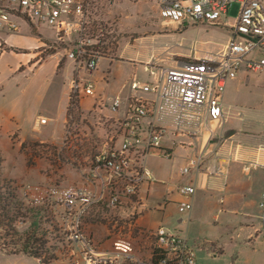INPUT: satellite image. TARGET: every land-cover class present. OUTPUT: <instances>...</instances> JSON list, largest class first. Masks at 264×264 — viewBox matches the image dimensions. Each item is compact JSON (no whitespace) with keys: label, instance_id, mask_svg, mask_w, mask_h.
I'll return each instance as SVG.
<instances>
[{"label":"rangeland","instance_id":"374dc122","mask_svg":"<svg viewBox=\"0 0 264 264\" xmlns=\"http://www.w3.org/2000/svg\"><path fill=\"white\" fill-rule=\"evenodd\" d=\"M107 1L109 21L101 22L105 35L104 56L95 70L89 72L82 68L78 73L84 81L95 84L96 97L85 102L83 99L84 105L80 101L83 94L79 93L72 97L69 106L70 80L76 77L77 70L71 60L64 57L66 46L54 51L52 45L55 36L50 26L43 23L30 25L19 19L17 32L0 29V47L6 51L0 58V78H4L0 82V185L3 181L11 182L16 187L17 195L26 203L30 200L39 203L45 198L54 202L51 210L45 214L53 215L62 233V242L60 249L56 248L54 252L57 258L46 260L44 264H76V260L77 264H86L83 246L70 241L64 233L61 221L64 205L60 198L77 187H93L89 175L93 157L114 133L113 120L120 118L129 105L130 94L127 93L128 86H125L121 91L120 113L113 115L110 112L109 98L114 93L107 88L102 74L127 81L134 72L130 61L136 60L141 62L138 63L139 78L147 80L148 73L143 70L142 62L150 60L152 56L173 54L180 59L184 57L180 53L192 54L194 49L199 57L214 53L229 41V28L238 7V3H234L228 14L221 17V24L198 22L186 24L177 30L170 24L162 23L164 18L159 14L157 3L154 8L152 3L144 2L138 10L129 9L127 19L120 20L117 7L120 0ZM261 1L264 5V0ZM141 36L147 37L131 41ZM53 51L57 54H52ZM257 55L258 52L255 57ZM28 59L32 63H28ZM57 60L62 61L61 66L56 64ZM18 64L22 65V69L9 71V67L15 68ZM99 96H102L99 103H95L92 109L85 108L91 106ZM97 106L102 110L97 112ZM38 115L48 121L36 131L31 127H36ZM169 126L170 131L173 125ZM29 136L35 137L32 139ZM40 138L58 141L40 143ZM182 139L177 137L178 141ZM164 152L165 149L152 150L146 157V168L152 181H145L141 186L142 199L138 195L124 197L114 207L104 202L99 207L98 216L94 214L96 208L89 213L95 205L90 207L82 221L84 234L98 252H114V243L121 240L132 246V257L111 256L113 264L149 261L154 239L151 236L146 242L145 237L149 234L142 228L158 226L177 234L187 233L188 245L204 264L232 263L234 257L230 250V233L221 226L219 219L215 220L212 215L201 219L198 204L191 212L178 210L180 198L176 189L184 186L185 178L180 175L184 165L175 153L168 159L164 157ZM143 203L151 209L147 213L137 208L138 204ZM162 203L167 205L164 212L163 206H159ZM17 226L24 228L27 222L20 219ZM54 236L56 232L51 230L48 239L52 241ZM54 244L55 241L49 243L50 250H53ZM244 259L249 258L245 256ZM0 264H39V261L25 254L9 253L0 245Z\"/></svg>","mask_w":264,"mask_h":264},{"label":"built area","instance_id":"2783aa9c","mask_svg":"<svg viewBox=\"0 0 264 264\" xmlns=\"http://www.w3.org/2000/svg\"><path fill=\"white\" fill-rule=\"evenodd\" d=\"M89 0H0V29L10 32L19 30L18 20L29 24L43 23L53 29L55 42L66 46L64 57L71 60L77 70L75 78L70 80L69 106L72 97L79 93L94 96L95 84L84 81L79 69L91 72L98 67L103 58L104 33L93 34L88 20ZM159 14L177 26L208 22L221 24L220 19L228 14L234 3L238 7L234 22L230 26L231 36L223 48L205 59L179 60L170 57L152 56L142 63L148 79H140L134 73L129 81V105L123 115L113 120L114 133L104 141L95 153L90 167L92 188H75L60 198L64 205L61 221L64 233L70 241L83 246L86 264L104 262L113 264L115 258L132 257L133 248L125 241L114 243V252L96 251L90 239L82 230V221L89 208L105 202L116 206L124 197L139 196L145 181L152 180L146 168V157L150 151L161 149L166 134L165 127L156 122L157 104L170 98L180 118H186L190 103L200 104L199 115L210 120H220L223 116L222 98L228 80L237 75L244 61L249 71L264 68V5L261 0H155ZM259 53L255 57L248 55ZM175 85V91L169 87ZM151 95L154 98L146 97ZM81 98V97H80ZM101 101V97L97 98ZM109 108L119 111L122 98L115 95L110 98ZM41 124L45 117H39ZM177 135L196 139L198 131L182 129L178 123ZM175 133V136H177ZM172 141L176 140V137ZM170 157V151L163 154ZM202 157L199 156L190 165L199 170ZM190 167H185L186 173ZM206 169L215 171L211 165ZM182 199L178 203L179 211H190L195 193V185L180 187ZM260 207H264V194ZM153 248L150 260L139 264H202L188 245L186 234H177L162 226L153 232ZM156 262H154V257ZM78 260H76V264Z\"/></svg>","mask_w":264,"mask_h":264},{"label":"crops","instance_id":"0c3cea01","mask_svg":"<svg viewBox=\"0 0 264 264\" xmlns=\"http://www.w3.org/2000/svg\"><path fill=\"white\" fill-rule=\"evenodd\" d=\"M144 2L152 3L154 8L156 7L155 0H120L117 5V7L119 6L120 20L127 19V11L132 8L138 10ZM162 23L170 24V26H174L177 30L186 25L177 26L166 19ZM141 33L145 34L146 32ZM145 37L147 36L136 37L131 41H140ZM60 47L63 49L62 44H56L53 49L55 51V49H61ZM54 51L52 54H57ZM196 53V49L193 50L192 54L182 52L179 55L184 57H181L179 60L205 59L214 54L211 53L207 56L199 57ZM5 54L6 51L0 47V58ZM254 55L255 53H252L250 56ZM165 57L176 59V56L173 54ZM27 62L32 63L29 59ZM61 62L57 60L56 64L61 66ZM130 63L131 69L133 68L134 72L131 73L127 81H119L114 75L108 76L107 74H102V80H106L107 88L109 91H112L111 93H114L111 97L115 95L121 97V91H124L125 86H128L127 93H131L129 81L134 73L137 74L138 63L140 64L141 62L132 60ZM17 68L22 69V65L18 64L15 68L9 67V71L12 72ZM35 70L36 66L34 67V73ZM137 76L141 77L139 74ZM3 79V77L0 78V82ZM175 88L176 86L172 85L169 87V91H175ZM91 97H96V93H94V96L83 95L80 101L84 105L83 102L85 100L88 101ZM99 97L102 98V96ZM147 97L154 98L151 95H147ZM97 98L94 99L95 101L91 106H85V108L92 109L95 103L100 102ZM104 102L107 103L106 100ZM222 106L223 116L220 120H210L204 118L203 115L200 116L199 103H190L186 111L187 117L180 118L174 102L170 98L159 101L157 104L156 122L165 127L167 131L162 139L160 148L170 151V157H166L168 159L172 158V154L174 155L175 153L176 157H179L182 161L184 165L183 169L190 167L186 173H183L182 169L180 175L185 178L184 185H195L191 210H194L195 205L198 204L202 213L200 214L201 219L202 217H210L212 215L211 217L215 220L219 219L221 226L226 229L227 233H230L229 243L232 245L230 250H232L234 257L233 262L230 264H264V207H260L262 195L264 194V68L249 71L246 63L243 61L239 66L236 77L228 80L226 83ZM95 110L98 112L102 108L100 109L97 106ZM110 112L116 115L119 111H112L110 109ZM39 117L44 116L38 115L36 127H31L36 131L40 130L41 125L47 124V122L41 124L38 121ZM178 123L182 129H196L198 137L192 139L189 136L177 135L179 132L176 129ZM64 124L66 129V123ZM170 124L173 125V129L171 128L169 131ZM175 133L177 136H175ZM174 136L176 140L172 141ZM34 137L31 136L30 138L33 139ZM177 137L184 139L178 141ZM51 140L40 138L39 142H50ZM156 154L158 155V153ZM199 156L202 159L199 170H197L190 165V162L192 160L195 161ZM209 165L215 169L214 172H208L206 167ZM179 189L180 186L176 190L181 200L182 196L179 193ZM141 193L142 190L139 193L140 199H142ZM167 197L168 193L165 199ZM159 206H163L162 212H164L167 205L164 203ZM137 208L143 213L151 210L144 203L138 204ZM136 222H138V219ZM142 229L147 230L146 232L148 230L153 232L156 228ZM145 239L147 242L151 239V236H146ZM245 256H248L249 259L245 260ZM241 259H244V261L241 262ZM197 260L204 264L198 258Z\"/></svg>","mask_w":264,"mask_h":264},{"label":"trees","instance_id":"16d2710c","mask_svg":"<svg viewBox=\"0 0 264 264\" xmlns=\"http://www.w3.org/2000/svg\"><path fill=\"white\" fill-rule=\"evenodd\" d=\"M88 3V20L92 27H90V31L93 34L100 33L103 31L101 22L109 21L106 9L109 2L107 0H89ZM67 110H69V106ZM102 204L105 203L96 204L89 213H93L96 208L94 214L98 216L99 207H102ZM53 205L54 202L47 198L39 203L31 200L26 203L17 195L16 187L12 186L11 182L3 181V184L0 185V245L2 249L12 254L21 253L34 257L38 259L39 264H44L46 260L56 259L57 254L54 255V252L56 248L60 249L61 231L53 215L45 214L51 210ZM20 219L27 222L26 227L19 228L17 226V221ZM51 230L56 232L52 241L48 239ZM50 241L56 243L52 245L53 250H50ZM156 258L158 255L154 257V262H156ZM122 264L136 263L124 261Z\"/></svg>","mask_w":264,"mask_h":264}]
</instances>
